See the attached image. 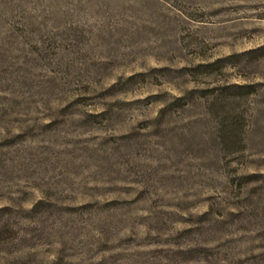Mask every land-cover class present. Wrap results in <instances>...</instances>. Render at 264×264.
<instances>
[{
  "label": "rangeland",
  "instance_id": "obj_1",
  "mask_svg": "<svg viewBox=\"0 0 264 264\" xmlns=\"http://www.w3.org/2000/svg\"><path fill=\"white\" fill-rule=\"evenodd\" d=\"M0 264H264V0H0Z\"/></svg>",
  "mask_w": 264,
  "mask_h": 264
}]
</instances>
